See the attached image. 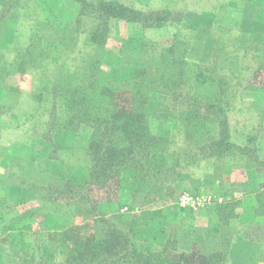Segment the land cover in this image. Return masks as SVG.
I'll list each match as a JSON object with an SVG mask.
<instances>
[{
  "label": "rangeland",
  "instance_id": "rangeland-1",
  "mask_svg": "<svg viewBox=\"0 0 264 264\" xmlns=\"http://www.w3.org/2000/svg\"><path fill=\"white\" fill-rule=\"evenodd\" d=\"M115 1L144 16L110 18L105 26L112 56L106 69L122 89L118 109L131 106L124 85L133 70H157L160 54L180 39L189 64L234 69L224 114L234 147L209 156L207 123L187 141L178 120L154 121L156 133L172 140L155 191L132 175L110 194L84 187L92 127L68 123L53 86L61 65L82 68L91 51L85 37L99 14L74 0H0V264L58 263L49 233L77 224L98 234L120 229L153 250L167 240L186 250L195 239L199 248L224 254V264H264V44L255 39L264 33V0ZM37 33L58 51L52 45L51 55L35 60ZM227 202L228 209L215 207Z\"/></svg>",
  "mask_w": 264,
  "mask_h": 264
},
{
  "label": "trees",
  "instance_id": "trees-1",
  "mask_svg": "<svg viewBox=\"0 0 264 264\" xmlns=\"http://www.w3.org/2000/svg\"><path fill=\"white\" fill-rule=\"evenodd\" d=\"M74 1L80 4V9L98 12L100 21L85 37V46L90 45L91 51L87 57L83 56L82 68L77 69L75 65L74 70H70L61 65V76L53 90L55 97L62 96L60 100L65 105L68 123L77 121L92 127L88 145L91 165L84 187H96L110 194L113 189L115 192L124 189L126 176L132 175L136 184L143 182L151 193L155 191L161 184L160 178L157 177V182L154 177L160 174V165L169 159L167 147L172 140L156 133L152 127L154 121L178 120L187 141L194 138V129L206 128L207 123L205 133L210 142L205 145L211 149L209 156L223 154L234 147L224 115L231 103L228 95L234 94L231 82L234 69L224 70L215 64L206 67L189 64L181 53L182 40L176 39L160 54L157 70H133L131 79L124 85L131 106L118 109L114 100L122 89L106 69L112 64V56L105 46L108 37L105 26L110 18L136 22L143 21L144 16L140 10L115 0ZM32 37L35 60L51 55L52 45L58 51L56 42L46 33ZM255 37L264 44V33ZM18 58L15 65L17 71L23 73L26 62L22 56ZM3 59L0 54V73L5 71ZM77 60L75 58L74 62ZM231 204L218 203L215 207L225 210ZM49 241L51 253L61 256L56 264H224L226 261L224 254L218 251L207 246L199 248L195 239L186 250L179 249L176 242L170 240L153 250L134 242L120 229L109 227L98 234L88 232L85 224L67 225L58 232H51Z\"/></svg>",
  "mask_w": 264,
  "mask_h": 264
},
{
  "label": "built area",
  "instance_id": "built-area-1",
  "mask_svg": "<svg viewBox=\"0 0 264 264\" xmlns=\"http://www.w3.org/2000/svg\"><path fill=\"white\" fill-rule=\"evenodd\" d=\"M182 198H183V200H184V199H185V200L189 199V198H188V197H186V196H183Z\"/></svg>",
  "mask_w": 264,
  "mask_h": 264
}]
</instances>
